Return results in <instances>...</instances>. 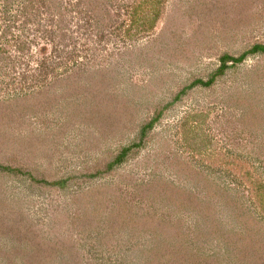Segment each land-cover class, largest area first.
<instances>
[{"label":"rangeland","instance_id":"1","mask_svg":"<svg viewBox=\"0 0 264 264\" xmlns=\"http://www.w3.org/2000/svg\"><path fill=\"white\" fill-rule=\"evenodd\" d=\"M258 44L264 0H0V264H264V55L174 101Z\"/></svg>","mask_w":264,"mask_h":264},{"label":"trees","instance_id":"2","mask_svg":"<svg viewBox=\"0 0 264 264\" xmlns=\"http://www.w3.org/2000/svg\"><path fill=\"white\" fill-rule=\"evenodd\" d=\"M254 55V54H263L264 55V44H258V45H254L252 46L248 51L245 52V54L240 55L237 58H233L230 57L228 55H224L220 58V65L217 68V70L210 76V78L206 81V82H202L201 80H196L194 82H192L189 86L185 87L184 89L181 90V92H179L175 97H174V101L177 100L181 95H183L188 89H191L192 87L196 86V85H201L203 87H207L209 86L215 79V77L218 75H222L224 70L226 69V63H231L232 65L238 64L240 63L244 57L247 55ZM157 117V116H156ZM156 117H154L152 120H150V122L144 126L141 130V134H140V138L142 139L145 135V130H148L152 127L153 123L157 120ZM135 147V146H133ZM130 150V148H126L124 150H122L116 157L115 159L110 162L107 165V169H111L114 165L120 163L122 161V159L125 157L126 153ZM6 170H9L11 173L14 172L15 170L13 169H9V168H5ZM36 181V180H34ZM51 185H56L58 187H63L65 185L64 180H60V181H56L54 183H51Z\"/></svg>","mask_w":264,"mask_h":264}]
</instances>
